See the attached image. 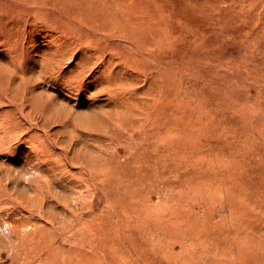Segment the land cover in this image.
I'll list each match as a JSON object with an SVG mask.
<instances>
[{
  "label": "rangeland",
  "instance_id": "rangeland-1",
  "mask_svg": "<svg viewBox=\"0 0 264 264\" xmlns=\"http://www.w3.org/2000/svg\"><path fill=\"white\" fill-rule=\"evenodd\" d=\"M0 264H264V0H0Z\"/></svg>",
  "mask_w": 264,
  "mask_h": 264
}]
</instances>
